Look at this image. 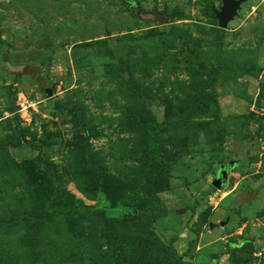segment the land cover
Segmentation results:
<instances>
[{"label":"rangeland","instance_id":"1","mask_svg":"<svg viewBox=\"0 0 264 264\" xmlns=\"http://www.w3.org/2000/svg\"><path fill=\"white\" fill-rule=\"evenodd\" d=\"M220 6L0 0V264H264V0Z\"/></svg>","mask_w":264,"mask_h":264},{"label":"water","instance_id":"2","mask_svg":"<svg viewBox=\"0 0 264 264\" xmlns=\"http://www.w3.org/2000/svg\"><path fill=\"white\" fill-rule=\"evenodd\" d=\"M221 6L219 10L214 11V18L217 21V25L220 29H225L229 22L233 21V19L237 16L238 10L241 5L245 3L247 0H220ZM154 21H156L160 25H164L169 23V18L165 15H159L153 17ZM43 92L46 97L52 96V90L48 88L46 85L43 87ZM223 175L218 174L215 180H213L212 185L220 189L223 185ZM224 224V222H222Z\"/></svg>","mask_w":264,"mask_h":264},{"label":"trees","instance_id":"3","mask_svg":"<svg viewBox=\"0 0 264 264\" xmlns=\"http://www.w3.org/2000/svg\"><path fill=\"white\" fill-rule=\"evenodd\" d=\"M154 161L159 166L162 165L161 158H160V156H158V154H154ZM164 172H165V175H164V178H165V176H167L169 172H167V170H164ZM44 214H47V212H45ZM139 215H140V218H142V219H145V218H147V219L148 218L154 219L155 216H156V210L153 207H150V206L149 207H144L139 212ZM179 264H192V263L179 261Z\"/></svg>","mask_w":264,"mask_h":264}]
</instances>
